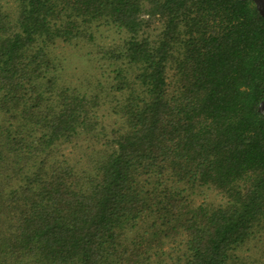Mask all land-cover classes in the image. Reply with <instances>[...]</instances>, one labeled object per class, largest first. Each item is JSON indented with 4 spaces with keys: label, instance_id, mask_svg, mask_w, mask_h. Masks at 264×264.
Instances as JSON below:
<instances>
[{
    "label": "trees",
    "instance_id": "16d2710c",
    "mask_svg": "<svg viewBox=\"0 0 264 264\" xmlns=\"http://www.w3.org/2000/svg\"><path fill=\"white\" fill-rule=\"evenodd\" d=\"M100 24L124 35L98 50L109 80L65 84L52 49ZM262 99L252 0H0V264H252Z\"/></svg>",
    "mask_w": 264,
    "mask_h": 264
},
{
    "label": "rangeland",
    "instance_id": "374dc122",
    "mask_svg": "<svg viewBox=\"0 0 264 264\" xmlns=\"http://www.w3.org/2000/svg\"><path fill=\"white\" fill-rule=\"evenodd\" d=\"M158 25L159 23L155 21L148 30L156 31ZM123 36V32L105 24H100L94 30V37L91 42L83 40L78 42V44H66L58 41L52 52L61 62L60 80L69 86H76L88 91L94 88V82L98 80L106 83L109 80V66L101 58L98 50L120 43ZM98 113L106 125H112L114 115L110 112L106 102L100 106ZM85 145V141L80 137L72 142L63 144L59 152L73 160L81 155ZM89 147L92 146L89 144ZM193 199L196 202L211 201L223 203L225 201V198L220 193L211 188L195 193ZM262 250H264V233H256V236L248 240L245 245L239 248L238 252L251 259L252 264H263Z\"/></svg>",
    "mask_w": 264,
    "mask_h": 264
},
{
    "label": "water",
    "instance_id": "95a60500",
    "mask_svg": "<svg viewBox=\"0 0 264 264\" xmlns=\"http://www.w3.org/2000/svg\"><path fill=\"white\" fill-rule=\"evenodd\" d=\"M255 7L258 12L264 18V0H253ZM258 110L264 115V99H262L258 104Z\"/></svg>",
    "mask_w": 264,
    "mask_h": 264
},
{
    "label": "flooded vegetation",
    "instance_id": "af4514ba",
    "mask_svg": "<svg viewBox=\"0 0 264 264\" xmlns=\"http://www.w3.org/2000/svg\"><path fill=\"white\" fill-rule=\"evenodd\" d=\"M253 1V0H252ZM254 3V2H253ZM255 5V4H254Z\"/></svg>",
    "mask_w": 264,
    "mask_h": 264
}]
</instances>
